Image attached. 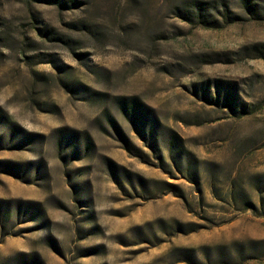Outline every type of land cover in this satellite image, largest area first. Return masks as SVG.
Masks as SVG:
<instances>
[{"label":"rangeland","instance_id":"obj_1","mask_svg":"<svg viewBox=\"0 0 264 264\" xmlns=\"http://www.w3.org/2000/svg\"><path fill=\"white\" fill-rule=\"evenodd\" d=\"M0 264H264V0H0Z\"/></svg>","mask_w":264,"mask_h":264}]
</instances>
